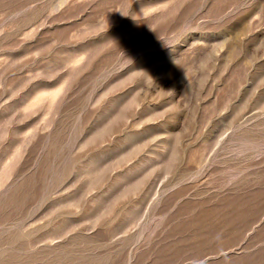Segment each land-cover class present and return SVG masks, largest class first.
I'll return each instance as SVG.
<instances>
[{
	"label": "rangeland",
	"instance_id": "rangeland-1",
	"mask_svg": "<svg viewBox=\"0 0 264 264\" xmlns=\"http://www.w3.org/2000/svg\"><path fill=\"white\" fill-rule=\"evenodd\" d=\"M0 264H264V0H0Z\"/></svg>",
	"mask_w": 264,
	"mask_h": 264
}]
</instances>
